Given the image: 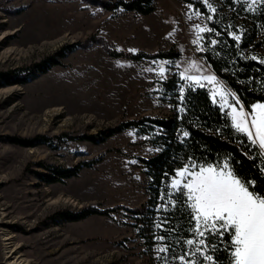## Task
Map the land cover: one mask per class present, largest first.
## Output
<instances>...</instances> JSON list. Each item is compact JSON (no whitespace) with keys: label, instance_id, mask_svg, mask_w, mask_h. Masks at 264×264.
I'll return each instance as SVG.
<instances>
[{"label":"rangeland","instance_id":"rangeland-1","mask_svg":"<svg viewBox=\"0 0 264 264\" xmlns=\"http://www.w3.org/2000/svg\"><path fill=\"white\" fill-rule=\"evenodd\" d=\"M114 1L0 0V73L14 71L19 79L32 62L64 45L76 46L44 74L28 73L25 84L9 77L10 84L0 85V214L5 213L0 228L6 226L29 264L159 263L163 243L155 230L151 228L150 239L143 240L133 218L118 207H135L146 200L147 179L137 158L148 156L152 147L130 129L102 142L78 137L141 115H167V105L156 97L155 81L169 62L133 61L111 52H176L173 69L186 82L205 87L235 127L232 108L239 111L240 103L198 55L200 28L207 29L205 16L182 0H154V10L147 15L105 9L104 4ZM205 1L212 10V0ZM13 48L25 55L1 56ZM37 135L51 138L54 147L10 141ZM256 145L264 153V146L258 141ZM96 156L101 158L92 167L62 182L47 184L34 175L46 172L44 166L69 167ZM210 166L214 167L184 165L188 171L180 176L183 168L177 169L169 186L182 188L188 199L184 185L191 173ZM59 197L74 203L48 204ZM86 206L115 210L72 222L56 216ZM199 238L193 239V250ZM1 255L0 235L3 264Z\"/></svg>","mask_w":264,"mask_h":264},{"label":"trees","instance_id":"trees-1","mask_svg":"<svg viewBox=\"0 0 264 264\" xmlns=\"http://www.w3.org/2000/svg\"><path fill=\"white\" fill-rule=\"evenodd\" d=\"M154 0H116L104 4L105 9H120L140 15L154 10ZM205 16L207 29L201 33V49L198 55L214 75L233 93L244 110L248 112L255 102H264V0L250 3L248 0H212V10L205 0H182ZM215 9V11H213ZM75 45H64L55 52L32 62L21 78L16 72L0 73V85L25 84L28 73L35 77L44 74L58 59L72 52ZM114 57L137 61L140 59H164L169 62L165 74L155 81L156 97L168 107L165 116L141 115L119 121L116 125L95 134L83 135L78 139L102 142L114 133L130 129L142 135L153 151L146 157H138L147 179V198L135 207L118 206L133 218L136 233L145 241L151 237L153 228L163 243L158 264H227L230 249L229 233L213 241L219 250L205 246L203 253H192L195 239L193 210L182 188L169 186L171 177L181 165L194 168L205 165L229 170H239L254 187L256 194L264 191V153L253 144L247 135L238 131L226 112L213 102L207 89L182 79L173 69L177 53L169 50L146 53L111 52ZM55 136V139L61 138ZM22 146L44 144L49 147L51 138L37 135L33 139L10 138ZM101 157L81 160L69 167L44 166L46 172H35L43 183L62 182L76 176L82 168L92 167ZM115 208L97 209L86 206L76 211H61L56 214L61 221L72 222L89 215H108ZM207 239V237H201ZM213 256L212 261L204 259ZM180 256L185 259L181 261Z\"/></svg>","mask_w":264,"mask_h":264},{"label":"snow or ice","instance_id":"snow-or-ice-1","mask_svg":"<svg viewBox=\"0 0 264 264\" xmlns=\"http://www.w3.org/2000/svg\"><path fill=\"white\" fill-rule=\"evenodd\" d=\"M200 31L205 29L200 28ZM206 79L214 80L215 77ZM232 119L237 130L245 132L253 144L258 141L260 146H264V103L250 107L248 112L244 111L243 106L239 111L233 107ZM181 167L183 171L178 175L183 176L188 169L183 165ZM217 168L219 165L191 173L192 179L184 185L195 212V216L189 213L196 221L192 231L197 237H207L198 239V246L192 254L203 253L205 246H212L214 251H218L213 241L227 232L230 236L227 264H264V191L256 194V187L238 169L229 170L227 165L219 170ZM187 243L194 244V240L190 239ZM179 259L183 261L185 257L180 256ZM204 259L212 261L213 256L205 255ZM216 259L217 264H221L219 257ZM190 264L198 262L192 261Z\"/></svg>","mask_w":264,"mask_h":264},{"label":"bare ground","instance_id":"bare-ground-1","mask_svg":"<svg viewBox=\"0 0 264 264\" xmlns=\"http://www.w3.org/2000/svg\"><path fill=\"white\" fill-rule=\"evenodd\" d=\"M19 53H24V50H18V49L13 48V49H8L6 51L4 50V53L1 56L4 58H11V57H15ZM12 89L13 88H11L10 90ZM57 203L62 205L66 203L71 204L74 202L70 198L63 199L62 197H59L56 200L49 201L48 204L52 205V204H57ZM3 216H5V213L0 214L1 218ZM1 222L4 223L5 220ZM5 227H6L5 225H2L0 228V235H1V240H2V255L1 256L3 257V264H29L28 260L20 252L18 243H15L13 241V236L7 233V230Z\"/></svg>","mask_w":264,"mask_h":264}]
</instances>
